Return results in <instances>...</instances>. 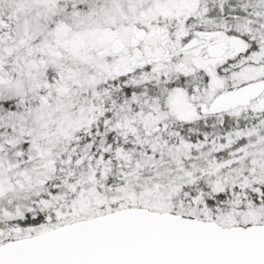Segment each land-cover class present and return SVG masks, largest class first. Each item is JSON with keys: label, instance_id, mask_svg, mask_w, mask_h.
Listing matches in <instances>:
<instances>
[{"label": "snow or ice", "instance_id": "snow-or-ice-1", "mask_svg": "<svg viewBox=\"0 0 264 264\" xmlns=\"http://www.w3.org/2000/svg\"><path fill=\"white\" fill-rule=\"evenodd\" d=\"M0 264H264V0H0Z\"/></svg>", "mask_w": 264, "mask_h": 264}]
</instances>
